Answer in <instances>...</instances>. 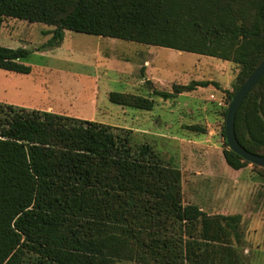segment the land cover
Instances as JSON below:
<instances>
[{"label":"trees","instance_id":"16d2710c","mask_svg":"<svg viewBox=\"0 0 264 264\" xmlns=\"http://www.w3.org/2000/svg\"><path fill=\"white\" fill-rule=\"evenodd\" d=\"M5 18L52 26L44 47L71 31L234 63L229 101L264 61V0H0V33ZM29 55L0 46V69L28 75ZM209 86L219 87L193 81L153 93L169 99ZM108 98L154 108L141 95ZM118 129L0 104V264H248L237 249L241 217L184 205L181 171L149 146L136 153L132 131ZM235 134L264 156V77L238 110ZM223 137L226 164L250 165L228 149L224 127Z\"/></svg>","mask_w":264,"mask_h":264},{"label":"rangeland","instance_id":"374dc122","mask_svg":"<svg viewBox=\"0 0 264 264\" xmlns=\"http://www.w3.org/2000/svg\"><path fill=\"white\" fill-rule=\"evenodd\" d=\"M52 30L41 23L4 19L0 46L28 50L23 63L31 73L0 69V104L112 126L121 136L132 130V150L149 146L163 165L181 171L184 205H196L210 216L241 217L237 249L246 263L264 264V178L252 165L236 171L223 158L225 112L231 102L227 92L233 91L240 67L213 57L71 31L64 32L59 46L44 47ZM145 69L160 92L171 93L174 85L193 81H215L219 87L169 99L153 94L152 111L110 102L112 92L134 93L130 85ZM143 88L151 92L149 84ZM195 125L204 133L189 129Z\"/></svg>","mask_w":264,"mask_h":264},{"label":"water","instance_id":"95a60500","mask_svg":"<svg viewBox=\"0 0 264 264\" xmlns=\"http://www.w3.org/2000/svg\"><path fill=\"white\" fill-rule=\"evenodd\" d=\"M264 77V61L253 71V73L247 78L245 83L233 96L225 117L224 132L225 139L228 145V149L248 162L250 165L257 166L264 169V156L253 154L247 151L237 140L235 134V119L236 114L243 102L247 98L248 94L258 84V82Z\"/></svg>","mask_w":264,"mask_h":264},{"label":"crops","instance_id":"0c3cea01","mask_svg":"<svg viewBox=\"0 0 264 264\" xmlns=\"http://www.w3.org/2000/svg\"><path fill=\"white\" fill-rule=\"evenodd\" d=\"M144 65L147 68V66H149V62L148 61H145L144 62ZM151 82H152V80H150L149 78H147V73H146V69H145V75L139 81H137L136 83H133V84L130 85L132 87V89H133V92L136 93V94H134V93H129V94H134V95H140L141 94V96L148 97V98H152V96L154 94L153 92H154V90H156V87L153 86ZM144 84H149L150 85L151 92L148 91L146 88H143V85ZM201 89H202V87H198L195 91H192V92H189V93H182V94H179L178 96L179 97H182V96H184V94L198 93ZM215 89H216V87H215ZM152 90H153V92H152ZM209 97L210 98H214V96L212 94L209 95ZM191 127H193V126H191ZM196 127H199V126H196ZM130 131H132V130H130ZM201 132L204 133V130L201 131Z\"/></svg>","mask_w":264,"mask_h":264}]
</instances>
